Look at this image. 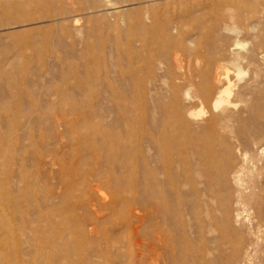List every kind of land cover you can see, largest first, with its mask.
<instances>
[{
	"label": "rangeland",
	"instance_id": "obj_1",
	"mask_svg": "<svg viewBox=\"0 0 264 264\" xmlns=\"http://www.w3.org/2000/svg\"><path fill=\"white\" fill-rule=\"evenodd\" d=\"M14 1L0 0V264L260 254L264 0Z\"/></svg>",
	"mask_w": 264,
	"mask_h": 264
},
{
	"label": "bare ground",
	"instance_id": "obj_2",
	"mask_svg": "<svg viewBox=\"0 0 264 264\" xmlns=\"http://www.w3.org/2000/svg\"><path fill=\"white\" fill-rule=\"evenodd\" d=\"M11 5L14 8H19L20 6L22 7V2H21V0H15L14 2L11 3ZM151 19L154 22L155 19L153 16ZM167 24L168 25H165V26H159L158 28L161 31L165 30V33L169 34L170 25H169V23H167ZM164 27H166V29H164ZM157 39H158V41L162 42L164 44V46H166V47H169L170 45H172V40L167 41L162 36L160 38L157 37ZM140 41H142V40L140 39ZM135 57H137L139 60L141 59L140 54H136ZM136 74H138V73H136ZM211 90H212L211 88L206 87L205 93L209 94V92H211ZM212 102H213V108L214 109H221V110L222 109L224 110L225 108L229 107V105L232 104L229 100V96L228 95L225 96L223 94V91L218 92V95H216L215 99ZM205 147H206V150L209 152L212 150V148L209 144H207ZM253 250H255V252L258 251V249L250 242L245 243L242 246V248L235 247V249L232 253V256L230 258H228L227 261L222 262V264H257L258 259L260 261V264H264V248L260 251V254H256V255L253 253ZM242 251H243V253H242Z\"/></svg>",
	"mask_w": 264,
	"mask_h": 264
}]
</instances>
